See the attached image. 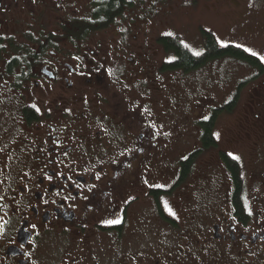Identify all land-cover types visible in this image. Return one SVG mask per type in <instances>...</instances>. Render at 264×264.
I'll list each match as a JSON object with an SVG mask.
<instances>
[{"label":"flooded vegetation","instance_id":"af4514ba","mask_svg":"<svg viewBox=\"0 0 264 264\" xmlns=\"http://www.w3.org/2000/svg\"><path fill=\"white\" fill-rule=\"evenodd\" d=\"M96 1L0 0V264H264V137L248 166L236 147L238 184L214 125L210 181L147 162L159 130L128 105L159 65L147 41L74 39Z\"/></svg>","mask_w":264,"mask_h":264},{"label":"rangeland","instance_id":"374dc122","mask_svg":"<svg viewBox=\"0 0 264 264\" xmlns=\"http://www.w3.org/2000/svg\"><path fill=\"white\" fill-rule=\"evenodd\" d=\"M79 2V6L85 9L82 5L85 0ZM117 30L118 33L115 32ZM203 30L210 31L220 46L234 44L256 53L260 59L264 57V0H135L134 5L124 11V18L120 17L119 23L92 32L86 44L93 45L98 41L102 44L101 54L105 55L109 54V42L114 44L120 38L130 46H140L147 41L152 50L147 51L151 53L149 57L159 65L166 54L158 46L156 49L154 36H177L190 51L197 54L203 51ZM136 52L142 54L141 51ZM140 61L143 64L144 58ZM261 62L264 64V60ZM86 65L92 63L88 61ZM253 73L255 70L224 60H215L188 74L179 70L158 72L156 65L152 71L140 72L138 75L148 76L147 86L151 92L133 94L128 107L130 113L140 117L138 119H152L159 130L156 136L160 135L157 141L160 151L149 154L147 162H160L168 169L171 162L192 152L200 143L197 121L207 116L212 106L223 104L230 97L237 80ZM111 78L117 80L119 77H106L108 81ZM112 79V85L116 86ZM136 101L139 105H134ZM145 101H150V104L142 106ZM236 104L232 112L224 111L218 115L213 134H220L218 146L228 149L229 153L236 151L232 156L238 157L241 163L242 149L247 155L248 166L254 157L252 148L257 145L259 137H264V72L247 80ZM215 155L214 150L203 149L194 158L195 169L185 184L193 187L210 181L209 175L219 162ZM199 188L203 189L202 186ZM187 191L181 195L187 198L190 196V191Z\"/></svg>","mask_w":264,"mask_h":264},{"label":"trees","instance_id":"16d2710c","mask_svg":"<svg viewBox=\"0 0 264 264\" xmlns=\"http://www.w3.org/2000/svg\"><path fill=\"white\" fill-rule=\"evenodd\" d=\"M135 0H97L93 2L90 9V15L85 18L75 19L73 22V30H70L74 35V39H82L90 32L98 31L99 29L108 28L116 22L117 17L124 18V11L130 9L134 5ZM203 51L199 55L194 54L188 49L177 36L169 34H162L154 36V45L160 48V51L165 53L166 56L159 64L158 72L162 71H177L188 74V72L199 70L215 60H224L226 63L233 62L240 66H246L255 70V73L249 74L244 79L237 80L234 90L231 92L230 97L223 102V104L212 106L211 111L208 113L207 119L204 117L197 121L200 128L199 142L201 148L193 149L192 152L183 157L182 172H185L188 162L203 151L204 148L215 145L213 139V125L221 112H232L237 105L240 90L245 85L247 80L255 78L258 74L264 72V64L256 55L240 48L234 44L219 45L214 38L213 34L209 31L203 30ZM149 49V50H148ZM155 49V51H157ZM147 50L152 51L147 43ZM154 51V50H153ZM147 52V51H146ZM151 54V53H149ZM148 55V52H147ZM161 73V72H160ZM222 160L232 172V177L238 184V161L227 155L221 154Z\"/></svg>","mask_w":264,"mask_h":264},{"label":"snow or ice","instance_id":"6c2138e0","mask_svg":"<svg viewBox=\"0 0 264 264\" xmlns=\"http://www.w3.org/2000/svg\"><path fill=\"white\" fill-rule=\"evenodd\" d=\"M246 51H250V50L246 49ZM197 55H199V53H197ZM252 55H256V53L253 52ZM260 59L264 60V57H261ZM204 118L207 119L208 117H204ZM214 135L216 136L217 139H219V137H220L219 133H214ZM229 155L232 156L233 154L229 153ZM233 158L234 159H239L238 157H234V156H233ZM155 187H163V186L162 185H155ZM164 207L171 215L175 216V213L168 206L167 202L164 203ZM106 223L109 224V225L119 224V223H121V219L118 218V219L108 220V221H106Z\"/></svg>","mask_w":264,"mask_h":264}]
</instances>
